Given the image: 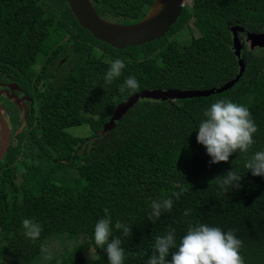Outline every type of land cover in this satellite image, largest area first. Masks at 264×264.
<instances>
[{
	"label": "trees",
	"instance_id": "obj_1",
	"mask_svg": "<svg viewBox=\"0 0 264 264\" xmlns=\"http://www.w3.org/2000/svg\"><path fill=\"white\" fill-rule=\"evenodd\" d=\"M92 2L102 17L128 24L143 19L154 0ZM237 25L262 33L264 0H193L162 39L121 51L83 30L66 0H0V75L37 96L34 136L41 135L31 147H22L24 130L0 162V244L5 243L0 264H36L45 256L42 248L49 252V241L58 237L74 246L42 264H108L105 250L94 243V226L105 209L113 236L122 240L124 264H147L156 236L169 227L179 245L190 224L202 223L233 230L243 241L245 264H264V177L245 168L252 154L264 150V55L244 50L245 72L226 92L140 100L112 131L100 135L116 107L140 91L214 89L234 79L240 66L230 28ZM184 27L200 35L179 43L172 35ZM62 57L67 60L59 67L54 60ZM115 59L126 67L106 85L103 76ZM129 76L139 88L121 93ZM219 100L248 107L258 131L249 153L211 164L197 135L204 111ZM80 126L91 133L67 131ZM26 137L31 140L30 133ZM232 170L242 176L240 187L223 194L215 179ZM177 184L184 189L179 199L172 196L180 191ZM163 198L173 199L172 210L150 221L152 201ZM24 219L41 225L38 240L24 235ZM118 219L132 228L131 235L114 228Z\"/></svg>",
	"mask_w": 264,
	"mask_h": 264
},
{
	"label": "clouds",
	"instance_id": "obj_2",
	"mask_svg": "<svg viewBox=\"0 0 264 264\" xmlns=\"http://www.w3.org/2000/svg\"><path fill=\"white\" fill-rule=\"evenodd\" d=\"M162 7V6H161ZM126 65L124 60L115 59L110 62L109 68L103 76V82L111 85L122 76ZM139 83L135 77L129 76L119 88L121 93L126 90L135 91ZM204 119L198 127L197 143L203 145L207 155L211 157V164L227 163L234 153H249L254 141V134L258 128L251 116L248 107L236 104L230 100H219L204 111ZM245 168L254 177H264V150L257 151L246 160ZM219 188L223 194L229 189H239L242 176L232 170L223 178L217 177ZM180 191L173 192L172 196L179 199L184 193L181 185L175 186ZM173 208L172 198L153 200L149 220L155 222L162 213L170 212ZM105 215L94 226V243L97 248L104 249L108 264H124L125 249L122 240L113 236V220L104 210ZM189 213L186 210L184 215ZM114 228L124 237L132 234V228L126 223L116 220ZM24 235L36 241L41 235V225L32 219L22 221ZM243 241L233 230L227 232L219 227H212L202 223L189 225L186 234L181 238L179 245L176 241L175 229L169 227L163 235L155 238L152 255L147 264H245L241 255ZM176 249L175 251H171ZM44 258L50 260L51 253L46 248L41 250ZM171 252V261L168 257Z\"/></svg>",
	"mask_w": 264,
	"mask_h": 264
},
{
	"label": "water",
	"instance_id": "obj_3",
	"mask_svg": "<svg viewBox=\"0 0 264 264\" xmlns=\"http://www.w3.org/2000/svg\"><path fill=\"white\" fill-rule=\"evenodd\" d=\"M66 1L78 24L84 30L90 32L95 39L110 45L114 49L122 51L128 47H140L162 39L178 22L187 0H154L152 7L143 19L136 23L128 24L117 23L102 17L95 9L91 0ZM231 32L233 33V50L239 60L240 66L239 73L234 79L214 89H153L140 91L116 107L114 116L109 122L104 124L100 135L104 136L112 131L116 127V122L140 100L162 102L186 100L209 97L232 89L239 82L246 69L245 60L242 56L244 44H247L249 51H253L256 48L264 51V31L262 33L246 34V43L244 41L242 42L239 37V33H244V28L237 25L231 28ZM9 117L8 109L0 104V162L7 155L11 144L13 129L10 125ZM26 123L27 120L25 119L16 134L23 131Z\"/></svg>",
	"mask_w": 264,
	"mask_h": 264
},
{
	"label": "flooded vegetation",
	"instance_id": "obj_4",
	"mask_svg": "<svg viewBox=\"0 0 264 264\" xmlns=\"http://www.w3.org/2000/svg\"><path fill=\"white\" fill-rule=\"evenodd\" d=\"M184 5L191 7L192 3L190 5H188L185 2ZM232 27H234V26H232ZM248 33H250V32H247L245 30V28H244L243 34L239 33V37L242 40V42L245 41L246 34H248ZM232 48H233V43H232ZM244 50L245 51L248 50V47H246V44H244L243 49H242V56L244 57V60H245V54L243 53ZM233 52H234V50H233ZM250 52L254 53L252 51H250ZM66 60H67V57L66 58L62 57L58 61L54 60V62H55V64H57V66L60 67V66L64 65ZM105 60L107 61V59H105ZM38 86L41 89H44L45 83L40 82L38 84ZM0 104L4 105L8 109V112L10 115V117H9L10 125L12 126V129H13L11 144H14V145L19 144L20 140L17 139L18 134H16V132L23 125L25 119L27 120V123H26L25 128L23 129V131L24 130L25 131L24 132L22 131V132L25 133V135L30 133L31 140H29L30 139L29 137H24V139L22 141V147H31V145L33 143H37L38 139L41 138L40 134H38L36 137L34 136V134L37 132L36 130H38L37 129L38 125L36 123V120H37V112H38L39 102L37 100V96L35 94H33L31 91H29L24 85H22L18 81L13 80L11 77L0 75ZM19 111H21V112H19ZM0 231H1V226H0ZM4 244L5 243H1L0 245L3 246Z\"/></svg>",
	"mask_w": 264,
	"mask_h": 264
},
{
	"label": "rangeland",
	"instance_id": "obj_5",
	"mask_svg": "<svg viewBox=\"0 0 264 264\" xmlns=\"http://www.w3.org/2000/svg\"><path fill=\"white\" fill-rule=\"evenodd\" d=\"M186 3L188 5H190L192 3V0H187ZM93 5H94V3H93ZM47 6H48V4H47ZM117 23H122V22L121 21H117ZM199 35L200 34L196 30L193 29V33H192L190 28L184 27L183 29L178 30L177 32H175L174 35H172V36L176 38L177 42L184 44L186 42H189L191 38L198 37ZM244 42L246 43V41H244ZM246 47H248L247 44H246ZM252 52L257 53V54H264V51L263 50L261 51L258 48L254 49ZM67 131L70 134H74V135H77V136H79V135H87L88 133H91L90 129L87 126L72 127V128H69ZM26 136H27V134H26ZM26 136H24V137H26ZM15 169H16L17 181L20 182L21 169L19 167H16ZM60 241H62V243ZM49 242L50 243L48 244V248H49V253H51V257L52 258L55 257L54 255H55L56 252L57 253H63V254L67 253L66 249L68 247L74 246V242L71 241L70 239H68L67 237H63V238H59L58 237V238L52 239V241H49ZM82 242H84V240ZM87 252L88 253H92L93 251L91 250V248H89V250ZM44 259L45 258H42L36 264H42ZM51 259L49 260V263H50Z\"/></svg>",
	"mask_w": 264,
	"mask_h": 264
},
{
	"label": "bare ground",
	"instance_id": "obj_6",
	"mask_svg": "<svg viewBox=\"0 0 264 264\" xmlns=\"http://www.w3.org/2000/svg\"><path fill=\"white\" fill-rule=\"evenodd\" d=\"M115 112H116V111H115ZM126 114H127V113H126ZM126 114H125V115H126ZM125 115H124V116H125ZM124 116H123V117H124ZM123 117H122V118H123ZM122 118H121V119H122ZM121 119H120V120H121ZM11 140H12V138H11ZM10 145H11V144H10Z\"/></svg>",
	"mask_w": 264,
	"mask_h": 264
}]
</instances>
